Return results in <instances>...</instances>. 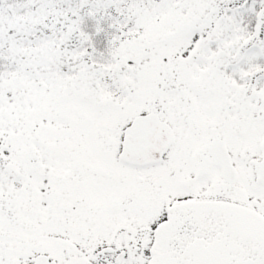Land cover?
Wrapping results in <instances>:
<instances>
[{
	"label": "snow or ice",
	"instance_id": "1",
	"mask_svg": "<svg viewBox=\"0 0 264 264\" xmlns=\"http://www.w3.org/2000/svg\"><path fill=\"white\" fill-rule=\"evenodd\" d=\"M0 264H264V0H0Z\"/></svg>",
	"mask_w": 264,
	"mask_h": 264
}]
</instances>
